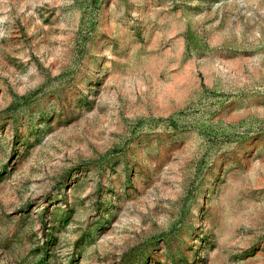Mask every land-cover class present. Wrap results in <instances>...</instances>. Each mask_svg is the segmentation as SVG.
Listing matches in <instances>:
<instances>
[{"label": "rangeland", "instance_id": "1", "mask_svg": "<svg viewBox=\"0 0 264 264\" xmlns=\"http://www.w3.org/2000/svg\"><path fill=\"white\" fill-rule=\"evenodd\" d=\"M0 264H264V0H0Z\"/></svg>", "mask_w": 264, "mask_h": 264}]
</instances>
